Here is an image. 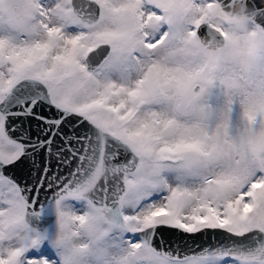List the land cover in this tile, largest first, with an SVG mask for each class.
<instances>
[{
	"label": "snow or ice",
	"instance_id": "6c2138e0",
	"mask_svg": "<svg viewBox=\"0 0 264 264\" xmlns=\"http://www.w3.org/2000/svg\"><path fill=\"white\" fill-rule=\"evenodd\" d=\"M238 6L0 0V264H264V59L200 53Z\"/></svg>",
	"mask_w": 264,
	"mask_h": 264
},
{
	"label": "clouds",
	"instance_id": "9594fccd",
	"mask_svg": "<svg viewBox=\"0 0 264 264\" xmlns=\"http://www.w3.org/2000/svg\"><path fill=\"white\" fill-rule=\"evenodd\" d=\"M241 7L233 11L214 7L205 13L207 22L213 27L222 28L226 38L217 43L200 42V53L210 64L226 61L238 66L242 73L253 71L264 59V37L252 30H241L246 17Z\"/></svg>",
	"mask_w": 264,
	"mask_h": 264
},
{
	"label": "water",
	"instance_id": "95a60500",
	"mask_svg": "<svg viewBox=\"0 0 264 264\" xmlns=\"http://www.w3.org/2000/svg\"><path fill=\"white\" fill-rule=\"evenodd\" d=\"M13 174H14V178H16L18 180V182L21 179H28L26 174H21L19 171L13 170ZM28 182H29V184H31V180H29ZM46 196H51V192L50 191L41 190V192H40L41 199L43 200ZM55 218L56 217H55L54 214H50L48 219H47V226L51 225L54 222ZM165 236L168 237V238H171L173 236V234L166 232ZM185 239H188L189 240V244L191 245V238L185 237ZM195 239H196L197 243H206L208 241V235L206 234L204 237H200L199 234H197Z\"/></svg>",
	"mask_w": 264,
	"mask_h": 264
},
{
	"label": "rangeland",
	"instance_id": "374dc122",
	"mask_svg": "<svg viewBox=\"0 0 264 264\" xmlns=\"http://www.w3.org/2000/svg\"><path fill=\"white\" fill-rule=\"evenodd\" d=\"M56 219V218H55ZM54 224H55V221L50 225V226H54ZM45 245L46 246H49V242L48 241H45Z\"/></svg>",
	"mask_w": 264,
	"mask_h": 264
}]
</instances>
